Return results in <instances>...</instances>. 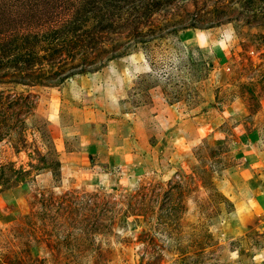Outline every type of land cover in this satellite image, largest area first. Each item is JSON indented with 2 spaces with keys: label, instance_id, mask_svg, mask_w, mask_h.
<instances>
[{
  "label": "rangeland",
  "instance_id": "obj_1",
  "mask_svg": "<svg viewBox=\"0 0 264 264\" xmlns=\"http://www.w3.org/2000/svg\"><path fill=\"white\" fill-rule=\"evenodd\" d=\"M0 264H264V0H0Z\"/></svg>",
  "mask_w": 264,
  "mask_h": 264
},
{
  "label": "crops",
  "instance_id": "obj_2",
  "mask_svg": "<svg viewBox=\"0 0 264 264\" xmlns=\"http://www.w3.org/2000/svg\"><path fill=\"white\" fill-rule=\"evenodd\" d=\"M77 127L79 128V122L77 124ZM121 143H122L121 146L124 149H128V148L130 149V145H129V142L128 141L127 142L126 141H123ZM97 151H98V149H97V147H96V145L94 143H87V144L81 145L80 146V149H78L77 151L75 150L74 152H72V154H77V155L79 154V155H81L80 161H82V165L85 167L88 164H91L90 161H92V159H93L92 156H94L95 154H98ZM79 162H78V165H79ZM107 162H108V165L114 166V164H112V162L109 161V157L107 158ZM82 170H85V169H82ZM82 174H83V172H82ZM94 174H96V173H94ZM78 179H79V177H78Z\"/></svg>",
  "mask_w": 264,
  "mask_h": 264
}]
</instances>
